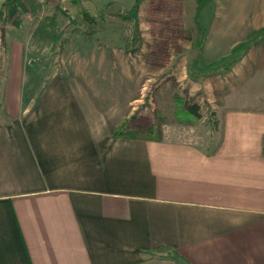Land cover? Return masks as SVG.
<instances>
[{"label": "crops", "instance_id": "0c3cea01", "mask_svg": "<svg viewBox=\"0 0 264 264\" xmlns=\"http://www.w3.org/2000/svg\"><path fill=\"white\" fill-rule=\"evenodd\" d=\"M6 1L0 264H264V102L227 105L213 150L182 130L116 136L139 99L126 73L47 37L59 16L36 34L28 10L2 15ZM214 6L231 29L264 31V0ZM253 39L262 63L264 37Z\"/></svg>", "mask_w": 264, "mask_h": 264}, {"label": "rangeland", "instance_id": "374dc122", "mask_svg": "<svg viewBox=\"0 0 264 264\" xmlns=\"http://www.w3.org/2000/svg\"><path fill=\"white\" fill-rule=\"evenodd\" d=\"M16 3L15 21L28 10L37 34L47 16H59L58 31L52 17L55 31L46 29L47 37L70 40L82 57L106 54L126 73L127 86L135 87L139 99L124 130L139 137L159 139L182 130L200 134L213 150L220 143L227 105L264 102V62L254 60L262 48L250 51L253 38L264 37V31L253 36L231 29L236 26L229 16L216 15L214 0L199 12L197 0H142L134 25L112 16L131 11L136 0ZM133 27L139 33L134 50ZM186 104H198L200 117L189 114Z\"/></svg>", "mask_w": 264, "mask_h": 264}, {"label": "trees", "instance_id": "16d2710c", "mask_svg": "<svg viewBox=\"0 0 264 264\" xmlns=\"http://www.w3.org/2000/svg\"><path fill=\"white\" fill-rule=\"evenodd\" d=\"M141 1L142 0H136V3L133 7V9L129 12H124V13H120V14H116V15H113L112 18H116L118 20H126V21H129L131 22L133 25L135 24V21H136V18H137V15H138V11H139V8H140V5H141ZM213 0H197V3H198V12L200 10H202L203 8H205L207 5H209ZM17 4L16 3V0H7L4 4H3V7H2V15L4 14V12L7 10V8L11 5H15ZM197 17H198V13H197ZM52 17L48 18V26H49V29L54 32L55 31V28L54 26L52 25V22L54 21L53 19L50 21ZM133 33H134V37H133V43L135 44L133 46V50L135 49L136 45H138L139 43V40L138 38H136V33L139 35L138 33V29H135L133 27ZM201 32H203L202 28H201ZM229 59L226 60V62L228 61L229 62ZM225 63V62H222L221 65ZM186 110L189 114L191 115H195L196 117H200V113H199V110H200V107L198 104H186ZM128 122L126 121L122 127L120 128V131H118L115 135L116 136H125V137H128V138H133V137H139L138 134L136 133H131V132H127L125 131L124 129L126 128Z\"/></svg>", "mask_w": 264, "mask_h": 264}]
</instances>
